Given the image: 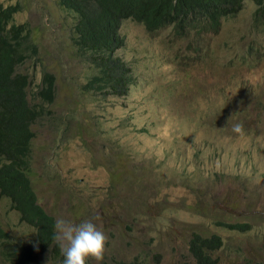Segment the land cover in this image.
<instances>
[{"label": "rangeland", "instance_id": "rangeland-1", "mask_svg": "<svg viewBox=\"0 0 264 264\" xmlns=\"http://www.w3.org/2000/svg\"><path fill=\"white\" fill-rule=\"evenodd\" d=\"M1 2L21 6L12 22H29L40 45L21 67L31 102L43 71L56 75L55 100L32 124L30 178L55 221L90 220L108 237L103 260L86 264H192L193 232L222 238L219 264H264V33L253 29L252 0L204 34L209 48L120 20L115 54L132 71L124 96L84 89L94 69L73 49L75 14L58 0ZM254 43L258 54H246ZM0 223L36 241L4 196ZM63 260L50 250L29 264Z\"/></svg>", "mask_w": 264, "mask_h": 264}, {"label": "trees", "instance_id": "trees-1", "mask_svg": "<svg viewBox=\"0 0 264 264\" xmlns=\"http://www.w3.org/2000/svg\"><path fill=\"white\" fill-rule=\"evenodd\" d=\"M253 29L264 33V0H252ZM246 0H58V5L73 12L71 44L77 56L90 63L94 73L84 89L104 90L106 94L124 96L130 86V66L115 52L123 45L118 33L119 22L130 19L148 32L171 28L174 34L190 39L196 48H209L204 34L217 33L226 18L234 17ZM21 6H4L0 0V196L10 200L20 220L35 229L36 241L15 239L0 223V264H29L51 250L64 259L59 244L53 240L55 218L38 203L30 178L28 159L34 132L33 122L44 112V103L56 96V75L43 71L36 99L30 101V75L21 70L26 61L37 57L40 45L29 22L14 24L13 16ZM246 54H258L257 45ZM43 212V213H42ZM41 215V216H40ZM231 230L244 231L247 223L219 222ZM37 242V243H36ZM220 236L193 232L189 240L192 264H218L212 252L221 247ZM135 260L126 264H138Z\"/></svg>", "mask_w": 264, "mask_h": 264}, {"label": "clouds", "instance_id": "clouds-1", "mask_svg": "<svg viewBox=\"0 0 264 264\" xmlns=\"http://www.w3.org/2000/svg\"><path fill=\"white\" fill-rule=\"evenodd\" d=\"M242 130L240 124L233 126L236 133H241ZM53 240L60 246L64 257L63 264H86L88 258H93L97 262L103 260L108 237L90 220L76 223L61 217L55 221ZM216 250L211 253L212 256Z\"/></svg>", "mask_w": 264, "mask_h": 264}, {"label": "bare ground", "instance_id": "bare-ground-1", "mask_svg": "<svg viewBox=\"0 0 264 264\" xmlns=\"http://www.w3.org/2000/svg\"><path fill=\"white\" fill-rule=\"evenodd\" d=\"M43 213V212H42ZM41 216V215H40Z\"/></svg>", "mask_w": 264, "mask_h": 264}]
</instances>
